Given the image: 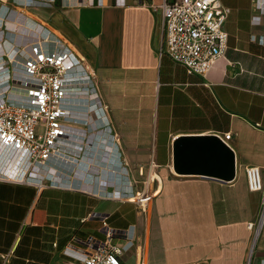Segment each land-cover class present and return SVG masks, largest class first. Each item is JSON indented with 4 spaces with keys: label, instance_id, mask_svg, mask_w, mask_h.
Segmentation results:
<instances>
[{
    "label": "crops",
    "instance_id": "0c3cea01",
    "mask_svg": "<svg viewBox=\"0 0 264 264\" xmlns=\"http://www.w3.org/2000/svg\"><path fill=\"white\" fill-rule=\"evenodd\" d=\"M16 1L12 9L50 26L87 61L107 103L112 131L83 151L82 182L97 190L114 181L125 191L123 162L138 180L154 176L158 194L140 217L132 202L47 181L42 188L0 181V264H62L75 236L103 238L95 212L116 228L138 223L146 264H261L264 226L255 238L248 224L262 195L249 189L245 168L258 166L264 177V11L253 0H221L230 9L228 48L200 76L159 55L162 12L148 4L172 0ZM227 132L232 180L177 171L178 138ZM136 263L133 253L123 264Z\"/></svg>",
    "mask_w": 264,
    "mask_h": 264
},
{
    "label": "built area",
    "instance_id": "2783aa9c",
    "mask_svg": "<svg viewBox=\"0 0 264 264\" xmlns=\"http://www.w3.org/2000/svg\"><path fill=\"white\" fill-rule=\"evenodd\" d=\"M23 2L33 4V0ZM253 2L264 11V0ZM10 4L18 2L0 0V181L39 188L47 181L53 188L132 202L143 217L158 194L154 176L138 180L120 162L127 184L125 191L101 194L72 181L78 178L77 168L83 164L85 148H90L92 141L108 127L112 131L107 103L98 91L95 71L87 61L50 26L12 9ZM148 5L162 12L163 41L159 55L169 56L189 74L205 76L228 48L226 22L230 9L221 0H172ZM259 18L256 16V21ZM84 93H95L99 107L80 110L85 109L80 106L85 103L80 97ZM90 114L100 122L93 128L86 122ZM79 125L89 127L88 131ZM114 136L119 145V138ZM231 136L232 132H227L224 138L219 137L226 143ZM54 164L74 167L71 172L58 169L51 172L48 167ZM245 171L249 189L262 195L258 218L248 224L256 238L264 226V177L258 166H248ZM66 179L68 182H63ZM122 193L136 196L122 197ZM90 217L100 221L104 237L75 236L63 250L62 264H123L133 253L136 264H146L144 244L138 242V223L116 228L109 222V214L95 212Z\"/></svg>",
    "mask_w": 264,
    "mask_h": 264
},
{
    "label": "water",
    "instance_id": "95a60500",
    "mask_svg": "<svg viewBox=\"0 0 264 264\" xmlns=\"http://www.w3.org/2000/svg\"><path fill=\"white\" fill-rule=\"evenodd\" d=\"M178 172L230 181L235 175L232 149L217 135L182 136L175 142Z\"/></svg>",
    "mask_w": 264,
    "mask_h": 264
},
{
    "label": "bare ground",
    "instance_id": "6f19581e",
    "mask_svg": "<svg viewBox=\"0 0 264 264\" xmlns=\"http://www.w3.org/2000/svg\"><path fill=\"white\" fill-rule=\"evenodd\" d=\"M80 97H81V99L83 100V102H85V103H82L80 106L81 107H83V108H85V109H80V110H82V111H89V110H91L92 108H95L96 106L97 107H99L98 105H99V101H98V97H96V95H95V93H90V94H88V95H85V93L84 94H82V96L80 95ZM88 121H86V122H88V123H90V126H91V128H93L94 126H96L97 124H100V122L99 121H95L94 120V118H93V116H91V114H90V116L88 117ZM92 123H94V124H92ZM87 129L89 128V127H86ZM107 130L109 131V127L107 128ZM106 130V131H107ZM49 170L51 171V172H56L57 171V166L54 164V165H50L49 167ZM74 177V176H73ZM77 177L78 178H75V180H72V181H77V180H80L81 181V187L83 188V189H86V190H91V191H93V192H99V193H101V194H105V193H107V192H111V191H109L108 189L109 188H107L106 186L108 185V186H111L113 189H116V190H120V187L118 186V188L117 187H114V185H115V182L113 181V182H109V183H107L106 185H101V188H98L97 190L96 189H91V185L90 184H86V183H83L82 182V180H83V178H82V176H78L77 175ZM63 182H68L67 181V179L66 180H63ZM118 185V184H117ZM116 185V186H117ZM90 187V188H89ZM126 188V186H124V188L123 189H125ZM122 189V190H123ZM102 190H105V191H102ZM131 196H136L135 194L134 195H132V194H126V193H122V197H131Z\"/></svg>",
    "mask_w": 264,
    "mask_h": 264
},
{
    "label": "rangeland",
    "instance_id": "374dc122",
    "mask_svg": "<svg viewBox=\"0 0 264 264\" xmlns=\"http://www.w3.org/2000/svg\"><path fill=\"white\" fill-rule=\"evenodd\" d=\"M43 131V128H41V132ZM103 237H104V235H103Z\"/></svg>",
    "mask_w": 264,
    "mask_h": 264
}]
</instances>
